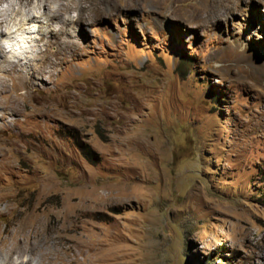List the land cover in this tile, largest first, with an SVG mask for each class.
I'll return each instance as SVG.
<instances>
[{
  "label": "rangeland",
  "instance_id": "rangeland-1",
  "mask_svg": "<svg viewBox=\"0 0 264 264\" xmlns=\"http://www.w3.org/2000/svg\"><path fill=\"white\" fill-rule=\"evenodd\" d=\"M46 1L85 23L5 53L0 236L68 213L116 264H264V3Z\"/></svg>",
  "mask_w": 264,
  "mask_h": 264
},
{
  "label": "bare ground",
  "instance_id": "bare-ground-1",
  "mask_svg": "<svg viewBox=\"0 0 264 264\" xmlns=\"http://www.w3.org/2000/svg\"><path fill=\"white\" fill-rule=\"evenodd\" d=\"M43 1L47 2L46 0H5L7 9L4 10L0 8V43L8 42V40L12 41V51L13 49L16 50L13 51V53L15 52V56L19 61L27 54H37L41 52V44L38 41L39 39L35 37L36 33L38 35H49L53 37V35H60L63 33L67 26H71V29H73L75 26H82L85 23L84 19H77L73 16L65 17V14H62V12L53 11L49 9L50 7L47 8L48 5L43 4ZM104 1L107 3L106 7L108 9L102 12V16H105L111 8L120 6L117 5L116 2V4H114V2L111 3L108 0ZM211 1L215 2V0ZM224 2L228 3V6L234 10L235 6L238 7L241 4L250 5L251 3L262 4L264 0H224ZM65 5L67 4L65 3ZM76 5L77 3L75 6ZM9 12L20 18L19 21H14L12 28L11 23H13V21L10 23L8 17L6 18ZM41 20L46 21V23L43 22L41 24ZM39 23L41 24L40 26H38ZM30 25H32L31 27H33V29L29 27ZM13 34L19 36L15 39V36H12ZM5 39L7 40L5 41ZM64 39L59 43L61 49L73 45L74 41L72 42L70 37L69 39ZM0 47V56L3 59L0 61V73H7V66L14 70L17 65L15 62L11 61L12 59L10 57L6 56L5 53H7V51L1 45ZM4 62H8V65L3 67L2 65L4 64L2 63ZM20 219L21 222L11 237L0 236V253H2L0 264H57L62 260L66 262L70 261V264H116L114 258H109V256L116 258L115 254L105 255L104 246L101 242H98V239H100L102 235L98 233L94 235V232L88 230L89 228L87 230L83 229L86 228V226L80 228L81 226L78 225L81 222L77 225V219L75 220L74 217L70 214L68 215V213H63L62 218L58 216L57 219H55V215L53 214H51V216L50 214L44 215V223L42 219L36 218L32 221V225L24 222V219L21 217ZM8 235H10V233ZM105 235H103V237H105ZM20 237H23V239L21 240ZM94 237L97 238V240H95ZM106 237H109V235ZM76 254H81L85 257V260L82 262L69 260L75 257Z\"/></svg>",
  "mask_w": 264,
  "mask_h": 264
},
{
  "label": "trees",
  "instance_id": "trees-1",
  "mask_svg": "<svg viewBox=\"0 0 264 264\" xmlns=\"http://www.w3.org/2000/svg\"><path fill=\"white\" fill-rule=\"evenodd\" d=\"M82 151L88 160L93 161L95 159V153L91 149L83 148Z\"/></svg>",
  "mask_w": 264,
  "mask_h": 264
},
{
  "label": "clouds",
  "instance_id": "clouds-1",
  "mask_svg": "<svg viewBox=\"0 0 264 264\" xmlns=\"http://www.w3.org/2000/svg\"><path fill=\"white\" fill-rule=\"evenodd\" d=\"M7 52H11L12 51V48H11V43H10V45L9 46H6V44H5V42H2L1 44H0Z\"/></svg>",
  "mask_w": 264,
  "mask_h": 264
}]
</instances>
